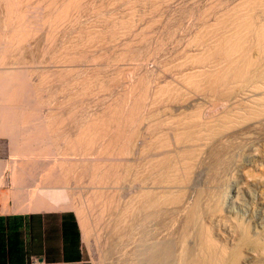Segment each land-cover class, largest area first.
Listing matches in <instances>:
<instances>
[{
    "label": "rangeland",
    "instance_id": "rangeland-1",
    "mask_svg": "<svg viewBox=\"0 0 264 264\" xmlns=\"http://www.w3.org/2000/svg\"><path fill=\"white\" fill-rule=\"evenodd\" d=\"M0 136L92 264H264V0H0Z\"/></svg>",
    "mask_w": 264,
    "mask_h": 264
},
{
    "label": "crops",
    "instance_id": "crops-1",
    "mask_svg": "<svg viewBox=\"0 0 264 264\" xmlns=\"http://www.w3.org/2000/svg\"><path fill=\"white\" fill-rule=\"evenodd\" d=\"M12 163L0 136V264H92L76 216L56 204L53 188L46 193L44 178L13 172Z\"/></svg>",
    "mask_w": 264,
    "mask_h": 264
},
{
    "label": "bare ground",
    "instance_id": "bare-ground-1",
    "mask_svg": "<svg viewBox=\"0 0 264 264\" xmlns=\"http://www.w3.org/2000/svg\"><path fill=\"white\" fill-rule=\"evenodd\" d=\"M1 109H2V108H1ZM5 111H6V110H5ZM1 118H2V117H1ZM3 118H4V117H3ZM4 121H5V120H4ZM6 123H7V122H6ZM7 124H8V123H7ZM3 126H4V125H3ZM3 126H2V127H3Z\"/></svg>",
    "mask_w": 264,
    "mask_h": 264
}]
</instances>
